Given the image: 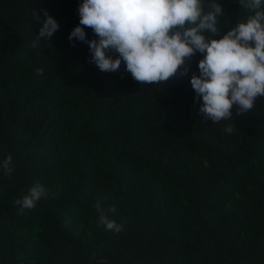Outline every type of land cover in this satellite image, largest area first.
I'll return each instance as SVG.
<instances>
[{
    "label": "trees",
    "instance_id": "trees-1",
    "mask_svg": "<svg viewBox=\"0 0 264 264\" xmlns=\"http://www.w3.org/2000/svg\"><path fill=\"white\" fill-rule=\"evenodd\" d=\"M82 2L0 0V161L13 167L11 179L0 170V264H264V97L213 123L190 83L202 54L160 84L123 61L100 71L68 39ZM216 2L221 33L250 14ZM41 9L59 28L33 48ZM37 182L45 196L19 214ZM98 199L121 232L97 225Z\"/></svg>",
    "mask_w": 264,
    "mask_h": 264
},
{
    "label": "clouds",
    "instance_id": "clouds-1",
    "mask_svg": "<svg viewBox=\"0 0 264 264\" xmlns=\"http://www.w3.org/2000/svg\"><path fill=\"white\" fill-rule=\"evenodd\" d=\"M249 10L245 21H238L226 33H221L219 18L223 8L216 0L205 5L202 0H83L78 7L79 25L69 34L70 41L89 45L90 62L102 72H116L123 61L126 71L144 84L161 83L187 75L181 67L197 53L199 75L190 80L194 101L202 103L199 113L213 123L231 119L236 114L251 111L259 97H264V0H239ZM45 19L35 37L36 47L41 37L50 39L59 25L46 9ZM33 15L35 21L41 17ZM85 27L96 38L88 40ZM220 36L219 39L214 38ZM108 53H115L113 59ZM36 75L43 74L37 68ZM233 131L232 125L225 128ZM0 170L11 179L12 157L0 161ZM46 194L45 187L34 183L14 201L19 214L32 210ZM97 225L106 231L119 233L123 225L110 219L116 213L112 205L94 204Z\"/></svg>",
    "mask_w": 264,
    "mask_h": 264
},
{
    "label": "water",
    "instance_id": "water-1",
    "mask_svg": "<svg viewBox=\"0 0 264 264\" xmlns=\"http://www.w3.org/2000/svg\"><path fill=\"white\" fill-rule=\"evenodd\" d=\"M100 261L101 262H108L107 259L104 256H97V257H95L92 260L91 264H96L97 262H100ZM28 263H30V262H26V263H23V264H28ZM31 263H34V262H31Z\"/></svg>",
    "mask_w": 264,
    "mask_h": 264
}]
</instances>
